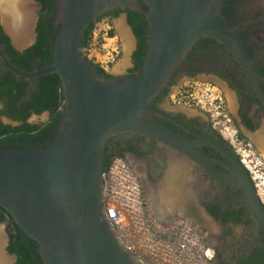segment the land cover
<instances>
[{"label": "water", "instance_id": "water-1", "mask_svg": "<svg viewBox=\"0 0 264 264\" xmlns=\"http://www.w3.org/2000/svg\"><path fill=\"white\" fill-rule=\"evenodd\" d=\"M31 1L36 12L42 8L36 0ZM224 1L54 0L58 32L51 66L24 72L0 51L4 67L19 77L34 80L56 73L62 81V118L52 141L42 148H0V206L37 242L43 264H140L120 242L105 215V151L111 138L123 134L151 137L181 152L220 181L236 186L257 226L264 229V204L250 174L227 146L205 134L185 138L159 122L149 107L201 39L224 45L259 87L239 26L222 13ZM116 9L144 16L147 55L141 73L107 80L86 61L80 45L88 25ZM0 19L19 52L36 42L37 14L31 41L24 45L14 42ZM47 116L50 118V112L43 117ZM1 119L5 124L6 119L13 121L5 116ZM199 145L223 154L230 166L203 154ZM214 162L229 171L214 170ZM6 245L2 243V253L14 264L17 256L9 254Z\"/></svg>", "mask_w": 264, "mask_h": 264}, {"label": "flooded vegetation", "instance_id": "flooded-vegetation-1", "mask_svg": "<svg viewBox=\"0 0 264 264\" xmlns=\"http://www.w3.org/2000/svg\"><path fill=\"white\" fill-rule=\"evenodd\" d=\"M228 1L231 5L227 12L228 20L239 26L242 43L258 73L259 87L224 45L214 39H201L193 47L183 66L175 72L169 85L149 107L156 112L155 118L174 132L188 139H196L197 134L209 135L225 144L241 162L236 149L224 139L210 115L207 112L204 116L194 115L187 106L177 103L172 93L173 87L184 77L208 79L218 85L221 93L224 91L232 100L230 107L227 98L223 101L239 136L248 141L256 151L258 147L262 150L260 139L264 142V0ZM120 10H113L104 17L113 19L121 14L125 15V22L135 39L133 66L123 75L130 76L136 74L134 55L139 49V41L128 22L129 11L140 17L144 16L132 10L119 12ZM0 16L2 17L1 13ZM0 24L2 26L1 19ZM0 61L3 65L1 57ZM187 93L185 98L194 96L190 91ZM166 99H169L168 106L165 104ZM0 104L3 109L4 104ZM107 148L110 159L122 157L129 163L141 185L147 211L153 218L162 222H167L168 218L188 219L199 225L214 249V264H264V229L257 226L241 190L236 186L220 181L209 170L192 162L181 152L151 137L118 135L109 140ZM198 149L206 156L230 166L229 160L212 147L199 145ZM211 167L220 172L229 171L227 166L216 162ZM173 196V206H177L172 211L167 208L166 201Z\"/></svg>", "mask_w": 264, "mask_h": 264}, {"label": "trees", "instance_id": "trees-1", "mask_svg": "<svg viewBox=\"0 0 264 264\" xmlns=\"http://www.w3.org/2000/svg\"><path fill=\"white\" fill-rule=\"evenodd\" d=\"M36 1L41 4L42 8L36 26L37 41L31 47L23 52L17 51L0 24V51L13 66L29 73H34L37 67L43 69L54 63V41L58 32L53 19L54 0ZM230 8V2L225 0L222 13L227 19V12ZM104 18L106 17H99L85 29L80 45L82 50L90 45L97 23ZM128 22L133 27L139 41V49L134 55V70L136 74H139L142 72L147 55V26L143 17L131 11H129ZM110 35L113 36L114 31H111ZM85 59L96 67L100 77L107 80L114 78L98 64L88 60L87 57ZM0 102L4 104L3 109L0 110V148H42L52 141L61 122V108L64 103L62 81L56 73L34 80L19 77L10 70L4 69L0 61ZM45 112H50V118L45 124L28 122L32 115H42ZM3 115L20 124L14 126L3 123L1 121ZM107 151L106 147L104 171L112 161ZM3 223H7L9 227L7 250L9 254L17 256L15 264H43L37 242L30 238L17 225L10 213L0 206V224Z\"/></svg>", "mask_w": 264, "mask_h": 264}, {"label": "built area", "instance_id": "built-area-1", "mask_svg": "<svg viewBox=\"0 0 264 264\" xmlns=\"http://www.w3.org/2000/svg\"><path fill=\"white\" fill-rule=\"evenodd\" d=\"M110 39L114 40L115 37ZM100 47L103 49L104 45L94 41L83 49V54L108 72L120 55V48L115 46L100 58ZM210 98L207 105L202 104L200 108L210 115L224 138L229 136L228 140L239 154L241 164L250 174L259 199L264 204V188L258 183L259 176L254 171L251 149L243 146L237 136L233 139L230 127L226 125L231 119L226 113L223 98L215 97L212 92ZM103 180L106 218L114 226L120 242L140 264H214V249L198 224L188 219H173L169 224L158 223L149 214L141 185L124 158L112 160L103 172Z\"/></svg>", "mask_w": 264, "mask_h": 264}, {"label": "rangeland", "instance_id": "rangeland-1", "mask_svg": "<svg viewBox=\"0 0 264 264\" xmlns=\"http://www.w3.org/2000/svg\"><path fill=\"white\" fill-rule=\"evenodd\" d=\"M40 10L41 9H37V12H36L37 16H39ZM124 18H125V15L121 14L119 17H116L113 19L106 17L103 20H101L99 23H97V25L94 29V32H93L92 40H91V43L96 41V42H99V44L104 45L103 49H102V47H100L99 48L100 51H98L100 58L104 57L105 52L110 51L113 47L118 46L120 48L119 57L111 65V66H113L111 69V72H113L114 77H122L123 76L122 74L121 75L114 74V71H115V68L117 65H119V64L123 63V61H125V57H126L125 46H124L126 40L124 39L125 38L124 35L122 37L120 36V34L122 32H120V30L117 26L118 21H122L123 24L125 23ZM111 31H114L113 36L110 35ZM105 32H107V35H105ZM94 33H95V35H94ZM111 37H115V39L110 40ZM126 46H127V43H126ZM93 54H95V53H93ZM111 66H110V68H111ZM218 87H219L218 85L211 83V81L208 79L184 77L178 82V84H176L175 87H173L172 93L175 95L174 100H176L177 103H180L181 105L187 106L190 109V112H192L194 115L204 116L205 112L200 108V106L202 104H206L210 101L211 92L214 93L215 97L216 96L222 97L224 101H225V98H227L228 107L232 106V104H231L232 100L230 98H228V96L226 95L227 93L224 94V91H222V93H223L222 94L220 89H218ZM207 89H210V91H208ZM188 91H190V94H194V96L190 97V98H185V96H188V93H187ZM199 101H201V103H199V105H198ZM229 101H231V102H229ZM165 104L168 106L169 99H166ZM1 107L2 106L0 105V109H1ZM225 107H226V105H225ZM44 115H45V113H43L42 115H39V117H35L33 115L29 119L28 122L31 124H45L49 120V117L47 116L46 118H44L43 117ZM230 119H231V117H230ZM222 120L224 121V119H222ZM5 122L7 124L14 125V126L18 125V123L13 122V121H9L7 119ZM226 125L228 127H230V133H231L233 139H236V136H237L239 141L243 143V146H246V147L251 149L254 171L256 172V175L259 176V178L257 179L258 183H260V186L264 188V175L262 174V172H264V153H263V151L260 150L259 147L257 148L258 151H256V149L254 147L248 146L249 142L244 140L242 137L239 136V131H238L237 127L234 126L233 123H231V122L226 123ZM219 128H220V126H219ZM228 138H229V136H227V139L226 138H224V139L229 141ZM167 201H168V207L167 208H169V206H170L169 210L173 211V208L177 206V205L171 206V205H174L173 204L174 197H172L171 199H167ZM157 222L160 223L159 220H157ZM9 235H10V231H9L8 224L7 223L0 224V236L2 239V243H4V242L7 243L6 247L8 246V243H9Z\"/></svg>", "mask_w": 264, "mask_h": 264}, {"label": "bare ground", "instance_id": "bare-ground-1", "mask_svg": "<svg viewBox=\"0 0 264 264\" xmlns=\"http://www.w3.org/2000/svg\"><path fill=\"white\" fill-rule=\"evenodd\" d=\"M0 13L3 17L4 25L12 35L14 42L17 45L28 44L32 38V25L36 17V5L31 0H0ZM117 26L120 32H122V35H124V37H127L124 31L123 22L118 21ZM260 141V148L264 153V142H262V139H260ZM178 169L181 168H176V170ZM178 183L181 184V182ZM178 183L176 184L178 185ZM171 198L172 197H170L169 199ZM173 219L168 218L167 222H162L160 221V219L159 221L161 223L169 224L172 222ZM1 247L2 239L0 236V264H9L10 260L2 253Z\"/></svg>", "mask_w": 264, "mask_h": 264}, {"label": "crops", "instance_id": "crops-1", "mask_svg": "<svg viewBox=\"0 0 264 264\" xmlns=\"http://www.w3.org/2000/svg\"><path fill=\"white\" fill-rule=\"evenodd\" d=\"M124 27V31L127 35V37H125L124 39L126 40L125 42V52H126V57H125V61H123V63L119 64L116 66L114 74L117 75H126L130 69L132 68L133 64H132V54L135 50V39L134 36L129 28V26L127 25V23L125 22L123 24ZM120 34V33H119ZM120 36L122 37V33L120 34ZM111 40V39H110ZM126 43L128 45V47L126 46ZM129 43V44H128ZM113 66H111V68L109 69V73L113 75V72H111Z\"/></svg>", "mask_w": 264, "mask_h": 264}]
</instances>
